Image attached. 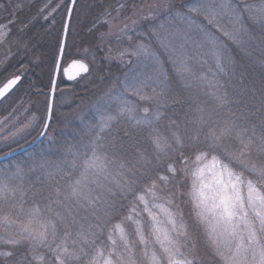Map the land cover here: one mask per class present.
Instances as JSON below:
<instances>
[{"label":"snow or ice","instance_id":"1","mask_svg":"<svg viewBox=\"0 0 264 264\" xmlns=\"http://www.w3.org/2000/svg\"><path fill=\"white\" fill-rule=\"evenodd\" d=\"M128 3L115 0L88 28L100 44L128 41L116 107L98 102L95 123L52 159L29 146L54 142L58 79L91 75L96 52H69L81 2L0 0V74L17 57L0 99L23 85L32 27L43 19L51 35L63 13L45 113L0 120V264H264V0H152L124 17ZM126 94L151 108L137 115ZM16 152L27 159L14 164Z\"/></svg>","mask_w":264,"mask_h":264},{"label":"trees","instance_id":"2","mask_svg":"<svg viewBox=\"0 0 264 264\" xmlns=\"http://www.w3.org/2000/svg\"><path fill=\"white\" fill-rule=\"evenodd\" d=\"M59 0H53V7ZM82 10L78 16L72 21V32L68 37V44L70 45L69 52L72 55H76L78 52H83L84 49H90L92 52H96L95 61L90 64L91 75L87 79L75 81L73 83L67 82L65 79H59V91L62 93L67 91L69 94V105L65 107L59 106L58 102H54V119L51 124V130L49 135L53 138L52 143L45 138L36 148L31 151L48 153L49 158L56 159L57 148L59 145L72 144L80 139L82 130L85 125L89 123H95L94 113L98 102H105L112 105L114 109L116 101L109 99V94L115 96L119 94L118 89L121 87L120 82L124 79V73L127 71V65L119 59L120 51L128 45V41L124 40L121 43H115L114 37H106L107 41L111 43L100 44V41L96 38L99 33L95 35L88 32V28L92 21L101 15L107 9H110L115 0H80ZM3 3L7 5L8 0H3ZM143 0H130V3L126 5L128 11L123 13L124 17H132ZM85 4L92 5V11L89 13L83 9ZM42 6V5H41ZM115 15V13H112ZM27 10L25 15H22L20 19L27 18ZM63 13H61V16ZM7 16V12H0V23L6 22L3 17ZM61 16H57V31L48 35L49 28L45 21L41 19L38 23L32 27L30 33L33 41V47L35 49L34 55L30 54L28 60H23V64L28 66L27 75L23 81L22 87L13 91L1 104H0V119L8 117L14 110L17 118L22 123H28L33 114L39 116L45 113L43 101L45 99L42 93L48 90L52 61L56 52L57 36L59 35V21ZM226 18L221 20V24L227 27ZM147 23H144V26ZM19 26V25H18ZM131 26V25H130ZM118 27H113L112 31L115 34L118 31ZM231 28V26H230ZM229 28V29H230ZM107 26H101L100 32H107ZM229 45L234 50V58L238 63H246L242 58V53L235 49L231 42ZM99 45L101 51H96V46ZM15 52V48L12 49ZM31 52V50H30ZM7 53V45L0 46V59H3ZM22 55V54H21ZM255 55V54H254ZM39 58L37 61L36 58ZM129 57H125L126 61ZM17 57L13 56L9 62V68L16 65ZM92 60V56H88L89 62ZM29 61H32L29 64ZM196 71H200L197 66ZM12 71L4 72L0 74V85H2L8 78H10ZM258 71V70H257ZM114 103V104H113ZM30 111H27L29 110ZM38 109V111H37ZM36 133H33L35 135ZM29 139H32L30 136ZM27 159V154L17 156L12 162L23 163ZM191 159L194 161L195 157ZM42 177L33 179L37 184ZM190 183V181H189ZM7 246L0 245V250L6 249Z\"/></svg>","mask_w":264,"mask_h":264},{"label":"rangeland","instance_id":"3","mask_svg":"<svg viewBox=\"0 0 264 264\" xmlns=\"http://www.w3.org/2000/svg\"><path fill=\"white\" fill-rule=\"evenodd\" d=\"M152 2V0H143V3L140 5V7H142V6H146L147 4H149V3H151ZM170 2L172 3V4H175V5H180V4H182V3H184L185 2V0H170ZM139 7V8H140ZM147 9L145 8V11H146ZM226 18V17H225ZM227 19V18H226ZM225 19V20H226ZM199 20H203V18L201 17V18H199ZM222 20V19H221ZM228 20V19H227ZM204 23H207L206 21H203ZM144 23H148V21H145V20H142V19H137V27H143L142 25L144 24ZM230 23H229V21H227V27H225V28H230ZM114 27H116V26H114ZM127 65V64H126ZM122 90V87H120L119 89H118V91L120 92ZM126 95H128V94H126ZM57 96H58V99L57 100H55L56 102H58V104H59V106H61V107H65V106H67V105H69V103H70V101L71 100H69V94H68V92L67 91H64V92H62V93H57ZM128 98L129 99H131V100H133V101H137V98H135V97H131L130 95H128ZM114 104V103H113ZM115 104H117V102L115 103ZM116 106V105H115ZM145 107H149V108H151V105L149 104V103H147V102H143V101H137V115H140V116H142L143 115V108H145ZM4 119V118H3ZM3 119H0V120H3ZM38 177H40V174H39V172H37L33 177H32V179H36V178H38Z\"/></svg>","mask_w":264,"mask_h":264},{"label":"water","instance_id":"4","mask_svg":"<svg viewBox=\"0 0 264 264\" xmlns=\"http://www.w3.org/2000/svg\"><path fill=\"white\" fill-rule=\"evenodd\" d=\"M59 80V79H58ZM66 80V79H65ZM67 82H70V83H73V82H75V81H68V80H66ZM57 83H58V81H57ZM9 96V95H8ZM7 96V97H8ZM6 97V98H7ZM6 98H4V99H0V104L6 99ZM55 102V101H54ZM45 138H41V140L43 141ZM41 143V141H37V143L36 144H32V145H30L29 146V150L31 151V150H33L34 148H36L39 144ZM22 154H25L24 152H16L15 153V157H17V156H20V155H22Z\"/></svg>","mask_w":264,"mask_h":264}]
</instances>
